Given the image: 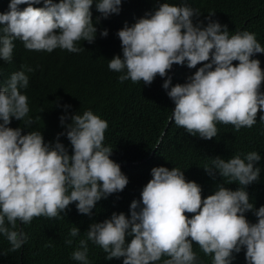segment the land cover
<instances>
[{
	"label": "clouds",
	"instance_id": "1",
	"mask_svg": "<svg viewBox=\"0 0 264 264\" xmlns=\"http://www.w3.org/2000/svg\"><path fill=\"white\" fill-rule=\"evenodd\" d=\"M136 1L97 0L96 9L106 18ZM171 2H157L156 10L147 7L145 17L118 31L123 56H114L108 67L121 74L119 82L151 85L157 75L167 77L174 64H202L186 83L169 89L173 72L164 80L162 87L174 102L167 127L174 121L210 140L218 123L239 131L264 121V70L252 58L264 54V47L255 33L230 35L215 12L205 15L189 2ZM92 5L93 0H0V79H9L0 87V234L11 245L8 252L28 240L17 230L18 221L62 218L76 202L90 221L86 239L71 254L81 264H89L88 242L102 248L107 260L122 257L123 264H201L193 242L212 257L211 264H231L241 249L247 264H264V206L254 209L245 190L259 179L256 151L212 158L203 168L214 179L204 180L198 166L184 158L153 161L167 128L151 151L129 159L108 143V122L91 110L61 115L66 132L58 134L54 146L33 127L43 116H33L22 91L29 90L32 66L57 50L79 53L85 50L79 42L95 41ZM203 16H208L206 26L193 23V17ZM100 35L106 37L108 30ZM12 118L32 131L9 127ZM59 135L70 141L71 155ZM102 198L107 199L101 205ZM79 233L73 227L69 235Z\"/></svg>",
	"mask_w": 264,
	"mask_h": 264
},
{
	"label": "trees",
	"instance_id": "2",
	"mask_svg": "<svg viewBox=\"0 0 264 264\" xmlns=\"http://www.w3.org/2000/svg\"><path fill=\"white\" fill-rule=\"evenodd\" d=\"M159 1L166 0H141V2L138 0L120 8L118 14L113 13L105 18L96 9L97 0H93L90 10L93 24L97 28L95 41L91 44L87 41L79 42L78 47L85 49L79 53L57 50L54 54L43 57L41 64L32 66L34 72L28 75L31 78L29 90L22 91L28 96L33 116H43V120L37 121L33 127L43 130L48 136V140L44 139L45 143L54 146L58 134L66 132L65 126L60 123L61 115L70 117L71 114L77 112L82 114L85 110H91L108 122L105 131V134H108V143L117 149L122 157L129 159L151 151L167 128L153 161L166 163L174 158H184L198 166L204 180L214 179L203 168L212 158L219 156L227 160L236 154L244 152L243 154L246 155L248 152L256 151L261 156L260 161L255 163V166L260 168L259 179L246 186L245 190L254 209H259L264 206V121L256 120L251 128L242 127L238 132L235 128H231L234 127L231 124L218 123L216 137L206 140L199 135L193 136L178 127L174 121L167 127L174 102L162 85L171 72L173 74L169 89L177 83H186L202 64H198L196 68H188L187 62L183 65L174 64L172 66L174 69L171 68L167 77L162 78L157 75L151 85H145L143 82L134 84L131 80L120 83L118 77L121 74L111 71L108 67L109 60L114 56H123L118 31L126 24L132 26L140 18L145 17L147 14L145 10L149 9L147 7L153 6L156 10L161 4H156ZM182 1L196 6L205 15L211 10L215 12L214 15L221 20L219 23L227 26L230 35L238 31L255 33L257 41L264 47V0H172L171 4L181 5ZM215 16L211 19H216ZM205 17L208 16L193 17V23L203 21V25L206 26L208 20ZM104 29L108 30L106 37L100 35ZM252 58L258 59L261 69L264 70V54L257 53ZM177 70L180 73H177ZM8 80L1 78L0 87L6 85ZM263 86L264 83L261 87ZM72 92L75 94L70 95ZM64 105L70 107L65 109ZM70 122V119L66 121V123ZM8 126L20 127L22 134L32 131L24 127L23 121L15 118L11 119ZM222 126L223 128L226 126L224 130ZM223 131L228 133L225 134L226 132ZM234 131L236 135L233 134ZM186 140L191 141L186 142ZM59 141L71 155L73 149L66 135H59ZM133 176L135 177L134 174ZM216 180L219 178L217 177ZM106 199L102 198L98 203L102 205ZM114 201L115 199L109 203ZM101 208L106 209V205ZM247 213L255 216L253 211ZM125 215L130 217V212ZM186 215L192 216L191 213ZM89 226L90 221L85 214L78 212L76 202L68 206L66 212L62 213V218L34 217L30 224H21L18 221L17 230H23L28 240L20 250L8 252L11 245L6 237L0 234V264H81L73 260L71 254L77 249L79 241L86 239ZM73 227H78L80 230L76 237L69 235ZM131 238L126 236V241L130 242ZM67 239H72V245H66ZM193 243V248L198 250L196 253L201 264H211L212 257L206 256L199 246ZM88 248L89 264H123L122 257L118 260L105 259L106 253L92 242H88ZM5 252L8 253L4 254ZM245 252L246 250L241 249L239 253H233L234 259L231 264H247Z\"/></svg>",
	"mask_w": 264,
	"mask_h": 264
},
{
	"label": "bare ground",
	"instance_id": "3",
	"mask_svg": "<svg viewBox=\"0 0 264 264\" xmlns=\"http://www.w3.org/2000/svg\"><path fill=\"white\" fill-rule=\"evenodd\" d=\"M207 6H208V5H207ZM209 11H210V10H209ZM211 12H212V10H211ZM206 14H207V13H206ZM176 69H177V67L175 68V70H176ZM177 73H180L179 70H177ZM179 75H180V74H179ZM112 88H113V87H112ZM72 94H75V93L72 92L70 95H72ZM68 96H69V95H68ZM73 96H74V95H73ZM77 96H79V95H77ZM70 98H71V97H70ZM77 98H78V97H77ZM75 99H76V98H75ZM73 100H74V99H73ZM78 100H79V99H77V101H78ZM75 102H76V100H75ZM79 104H80V103H79ZM40 106H41V105H40ZM80 108H81V107H80ZM43 109H44V108H43ZM223 126H224V125H223ZM223 126H222V128H223ZM232 126H233V125H232ZM220 127H221V126H219V129H220ZM225 127H226V126H225ZM225 127H224V128H225ZM176 128H177V127H176ZM222 128H221V129H222ZM224 128H223L222 130H224ZM231 128H234V127H231ZM228 129H229V128H228ZM241 129H242V128H241ZM231 130H232V129H231ZM244 130H245V128H244ZM244 130H243V131H244ZM227 131H228V130H227ZM223 132L225 133L226 131H223ZM237 132H238V131H237ZM250 132H251V131L249 130V133H250ZM227 133H228V132H226L225 134H227ZM234 133H235V131L233 132V134H234ZM247 133H248V132H247ZM230 134H231V133H230ZM234 135H236V133H235ZM240 135H242V133H241ZM245 135H246V134H245ZM245 135H244V136H245ZM166 136H167V135H166ZM244 136H243V137H244ZM247 136H248V135H247ZM247 136H246V137H247ZM250 136H251V135H250ZM188 137H189V136H188ZM188 137H187V138H188ZM190 137H191V136H190ZM260 137H261V136H260ZM185 138H186V137H185ZM247 139H248V138H247ZM166 140H167V139H166ZM245 140H246V139H245ZM250 140H251V139H250ZM250 140H249V141H250ZM188 141H189V140H186V142H188ZM190 141H191V140H190ZM190 141H189V142H190ZM221 141H223V140H221ZM247 141H248V140H247ZM247 141H246V142H247ZM195 142H197V141H195ZM250 142H251V141H250ZM198 143H199V142H198ZM171 144H172V143H171ZM174 144H175V143H174ZM192 144H193V143H192ZM199 144H200V143H199ZM201 144H202V143H201ZM220 144H221V146H222V143H221V142H220ZM232 144H233V143H232ZM225 145H226V142H225ZM234 145H235V143H234ZM201 146H202V145H201ZM232 146H233V145H232ZM254 146H255V145H254ZM234 148H235V147H234ZM255 148H256V147H255ZM171 149H172V148H171ZM206 149H207V148H206ZM238 149H239V148H238ZM236 151H237V149H236ZM240 151H242V150H240ZM243 151H244V150H243ZM204 152H206V151H204ZM237 152H238V151H237ZM238 153H239V152H238ZM243 153H244V152H243ZM187 155H188V154H187ZM189 157H190V156H189ZM191 158H192V157H191ZM191 160H192V159H191Z\"/></svg>",
	"mask_w": 264,
	"mask_h": 264
}]
</instances>
